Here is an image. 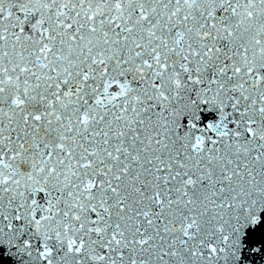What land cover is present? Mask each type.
<instances>
[{
    "label": "snow or ice",
    "instance_id": "snow-or-ice-1",
    "mask_svg": "<svg viewBox=\"0 0 264 264\" xmlns=\"http://www.w3.org/2000/svg\"><path fill=\"white\" fill-rule=\"evenodd\" d=\"M257 256L264 0H0V264Z\"/></svg>",
    "mask_w": 264,
    "mask_h": 264
},
{
    "label": "water",
    "instance_id": "water-1",
    "mask_svg": "<svg viewBox=\"0 0 264 264\" xmlns=\"http://www.w3.org/2000/svg\"><path fill=\"white\" fill-rule=\"evenodd\" d=\"M206 119H207V117H206ZM255 261H257L258 264H264V260H262L261 257H259V256L255 257Z\"/></svg>",
    "mask_w": 264,
    "mask_h": 264
}]
</instances>
